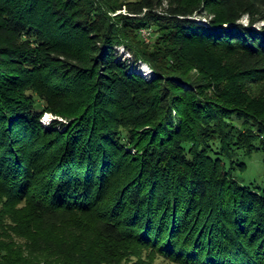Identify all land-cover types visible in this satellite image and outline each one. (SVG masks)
Segmentation results:
<instances>
[{"label":"trees","instance_id":"trees-1","mask_svg":"<svg viewBox=\"0 0 264 264\" xmlns=\"http://www.w3.org/2000/svg\"><path fill=\"white\" fill-rule=\"evenodd\" d=\"M259 164L264 0H0V264H264Z\"/></svg>","mask_w":264,"mask_h":264},{"label":"rangeland","instance_id":"rangeland-1","mask_svg":"<svg viewBox=\"0 0 264 264\" xmlns=\"http://www.w3.org/2000/svg\"><path fill=\"white\" fill-rule=\"evenodd\" d=\"M199 21H201V22H205V23L208 24V22L206 21L205 18L201 19V17H200V18H199ZM242 22H243L244 24H248V22H249L248 16H245V17L243 18ZM262 25H263V23H258V24L256 25V27H257V28H260V27H262ZM142 35L145 37L146 42H149V41H150L149 39L151 38V31H150L149 29H147V28L143 29V30H142ZM120 56L131 58V55H130L126 50H124L123 47L120 48ZM143 63H144V62H143ZM143 63H142V65H143ZM144 65H145V66H144ZM144 65L141 66L140 63L135 64L134 69H135V70H139V68L141 69V67H143V68L146 70V72L148 73V74H145V75H146L148 78H151L152 75H154V74L151 73V70H152V69H151L150 65L145 64V63H144ZM149 68H150L151 70H150ZM132 69H133V66H132ZM53 118H54V115H53V114H51V113H47V114H45V115L43 116L42 121H43V123H44L45 125H49V124L51 123V120H52ZM259 166H261V165L259 164L257 169H254V167L252 168L251 173L248 174V178L251 179V180H254L255 183L261 185V187H264V171H262V170L259 168ZM17 240H18V242L21 243L20 245H23V248H24V254H26L27 256H29V257H31V258H33L35 254L37 255V253L32 252V251L29 249V247L27 246L26 243L28 242V240H27L26 238H23V237H17ZM36 255H35V257L33 258V259H35V260L37 259V258H36ZM48 256H49L48 254H46V255L43 254V255H42V258L39 256V257L41 258L40 260H42V261H41V264H46L45 258L48 257ZM134 261H135V259H133L132 261H125V262H123L122 264H137V263L134 262ZM156 264H174V263H172V262H170V261H165V260H163V259H159V260L156 262Z\"/></svg>","mask_w":264,"mask_h":264},{"label":"bare ground","instance_id":"bare-ground-1","mask_svg":"<svg viewBox=\"0 0 264 264\" xmlns=\"http://www.w3.org/2000/svg\"><path fill=\"white\" fill-rule=\"evenodd\" d=\"M144 66H145V65H144ZM140 72H142L143 74H148L144 68H141V69H140Z\"/></svg>","mask_w":264,"mask_h":264}]
</instances>
